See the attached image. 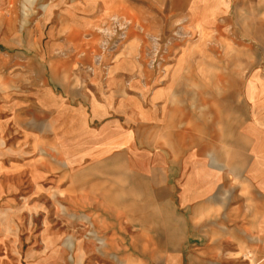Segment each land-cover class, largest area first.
<instances>
[{"label": "crops", "instance_id": "obj_1", "mask_svg": "<svg viewBox=\"0 0 264 264\" xmlns=\"http://www.w3.org/2000/svg\"><path fill=\"white\" fill-rule=\"evenodd\" d=\"M39 2L28 16L26 0H0V70L22 71L8 91L31 88L41 118L25 131L26 165L40 167L31 188L0 186V264H264V25L247 76L226 93L223 58L140 55L162 5L202 31L227 0ZM212 7L220 12L208 20ZM134 20L140 46L130 56L118 26ZM20 196L31 200L15 205ZM65 196L103 206L66 222L48 205Z\"/></svg>", "mask_w": 264, "mask_h": 264}, {"label": "rangeland", "instance_id": "obj_2", "mask_svg": "<svg viewBox=\"0 0 264 264\" xmlns=\"http://www.w3.org/2000/svg\"><path fill=\"white\" fill-rule=\"evenodd\" d=\"M227 1L225 13L220 17V20L209 24L202 31L197 29L195 23L174 19V12H169L168 4L162 5L160 22L155 27L152 25L147 27L148 23H145V35H155V37H145L142 43L145 52L140 55V58L149 63L169 61L211 62L223 58L226 63L225 91L228 93V89L233 87L232 84L236 79L243 83L247 76L250 50L261 47V45L255 44L254 32L259 25H264V0ZM22 6L28 15L32 11L33 13L38 12L40 2L39 0H26V3ZM15 7L17 6H10L6 13L12 12ZM218 12L220 11H217L216 7L208 9L207 19H214ZM131 15H133V11L130 12ZM124 24L118 26V30L122 31V34L119 35V42H123L127 46L129 54L132 56L137 46H140V44H137L136 39L137 21L134 20ZM127 26L129 32L128 37H125L124 33L127 31ZM227 66L230 68H227ZM145 71L149 73L173 72L169 70ZM205 72L209 73V78H215L217 71L209 69ZM19 74H22V71L0 70V186L8 188L13 183L15 189L21 191V194L24 195L23 192L30 189L32 185L28 180L30 172L33 171V174L36 175L40 170L39 166L26 165V160H30V153L26 154L28 150L25 147V131L26 129L29 132L31 129L32 131L39 129L41 118L38 115L36 116V111H38L36 103L31 100L29 95H25V91H29L31 88L22 86L18 88V92L10 93L8 91L6 80L23 79L24 76H19ZM69 74L79 81V79L88 76V71H74V74L73 71H70ZM40 76L41 74L38 71H32L33 79ZM244 106V102L241 101L240 108L242 112L245 110ZM33 138V155L38 154L40 158V152L35 149L36 136ZM34 182L33 185H35ZM63 185H72V181L64 182ZM66 194H71V192ZM0 200L2 205L4 199ZM13 200L15 205L23 206L31 199L20 196ZM100 201H103V199L65 196L58 199H49L48 205L59 208L61 211L58 214L60 219L69 222L73 221L74 216H79V214L74 213L76 209L89 210L90 206H103ZM81 216H85V220H89L90 217L89 214Z\"/></svg>", "mask_w": 264, "mask_h": 264}]
</instances>
